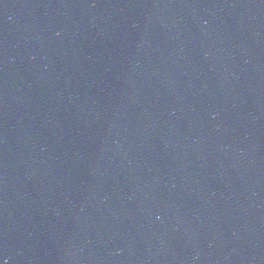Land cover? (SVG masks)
Returning <instances> with one entry per match:
<instances>
[{
	"label": "water",
	"instance_id": "obj_1",
	"mask_svg": "<svg viewBox=\"0 0 264 264\" xmlns=\"http://www.w3.org/2000/svg\"><path fill=\"white\" fill-rule=\"evenodd\" d=\"M0 264H264V0H0Z\"/></svg>",
	"mask_w": 264,
	"mask_h": 264
}]
</instances>
